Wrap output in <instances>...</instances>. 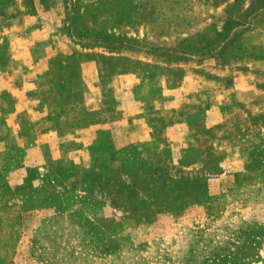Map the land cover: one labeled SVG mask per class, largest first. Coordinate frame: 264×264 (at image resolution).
<instances>
[{"label": "rangeland", "instance_id": "1", "mask_svg": "<svg viewBox=\"0 0 264 264\" xmlns=\"http://www.w3.org/2000/svg\"><path fill=\"white\" fill-rule=\"evenodd\" d=\"M16 59H47L37 77L53 94L84 89L78 61L91 60L102 92L129 94L141 110L131 123L155 126L146 161L142 149L124 150L125 165L146 175L134 183L192 208L122 226L126 207L112 211L97 191L105 162L80 156L91 174L72 193V180L52 181L54 170L42 171L52 148L22 144L27 119L13 141L6 127L2 86ZM0 88V264H264V0H0ZM143 94H178L176 107L165 95L152 110ZM168 124L194 145L170 147L159 130ZM148 204L132 210L145 223Z\"/></svg>", "mask_w": 264, "mask_h": 264}, {"label": "crops", "instance_id": "2", "mask_svg": "<svg viewBox=\"0 0 264 264\" xmlns=\"http://www.w3.org/2000/svg\"><path fill=\"white\" fill-rule=\"evenodd\" d=\"M47 61V59H43L28 66L24 62V64H18L19 60L16 59L13 61L15 64L10 66V73L7 76L8 83L2 87L7 89L12 97V110L6 113V118L12 117V128L9 124L6 126L12 131V141L18 136L22 118L27 119L32 127L29 135L20 136L22 144L29 148H41V152H43L42 147L44 146L49 147V150L52 148L50 152L53 153L51 157L54 161L49 162L45 158L43 163L46 168L44 167L42 171L54 170L52 181L56 180L61 183L65 180H72V187L68 193H72L80 187L82 177L85 180L86 175L91 174V172L82 171L76 164L80 163V156L82 160L85 159L84 162H89L88 165L95 164L97 161L105 162L102 187L97 191L100 192H98L100 195L103 194L102 191H105L106 203H110L112 211L117 212L120 207H126L125 211L128 213L124 212L123 216H118L122 226H144L159 220L162 214L179 216L191 209L192 205L174 209L171 206V198L163 196L156 188H152L148 192L149 190L142 188V185L134 183L133 180L136 177L141 179L146 175L144 173L141 177L138 170L125 165L130 155L125 153L128 151L124 152V150L136 146L143 150L140 154L142 158L139 160L146 161L150 147L154 145L151 139L155 126L147 123L134 126L131 123L130 117L142 112L131 103L129 94L128 101H119L102 92V88L94 82L93 73L96 71V67L91 60L78 61L82 69L86 70V73L82 75L85 80L84 89L81 87H78L76 91L73 89L75 92L73 94L64 92L53 94L49 86L44 84V79H47V76L37 77V73L41 72L42 67L51 65ZM38 66L42 67L38 70ZM165 95H168V102L175 108L178 94H143L142 104H151L150 109L152 110L159 109L165 100ZM54 99L56 101H53ZM172 126L168 124L159 129L165 134L164 142L166 141L170 147L187 148L194 145L187 132H183L181 135L171 134L169 131H173L174 127ZM99 132H107L108 137L100 139L97 137ZM84 152L85 154L82 156L81 153ZM167 161L174 169L173 159H170L171 162L168 159ZM183 167L189 169L190 166ZM172 169H164L163 174L165 173L164 175L167 177L176 176ZM152 174V178L156 179L162 173L153 171ZM183 177L181 174L178 175V178ZM87 179L90 180V178ZM91 183L83 182L84 185ZM90 192H92L91 189L88 190V193ZM146 198L150 199L148 205L151 206V209L147 216L150 223H145L144 218L140 219L137 213L132 214L133 208L137 211H144ZM118 202L122 206L117 207ZM205 213H209L207 207ZM117 215L115 213L114 216Z\"/></svg>", "mask_w": 264, "mask_h": 264}]
</instances>
